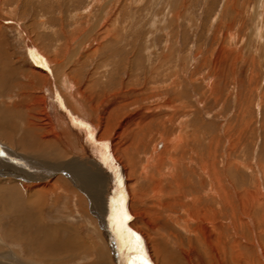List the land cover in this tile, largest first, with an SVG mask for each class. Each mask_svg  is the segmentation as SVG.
Here are the masks:
<instances>
[{
    "label": "bare ground",
    "instance_id": "1",
    "mask_svg": "<svg viewBox=\"0 0 264 264\" xmlns=\"http://www.w3.org/2000/svg\"><path fill=\"white\" fill-rule=\"evenodd\" d=\"M119 15L118 10L110 19L107 15L109 26L104 25L106 28H100L99 33L86 29V37L95 39L92 41L97 47L85 46L89 50L82 57L85 60H81L76 57L80 49L74 50L76 39L86 33L80 27L73 31L74 35L78 34L75 38H65L69 49L51 58L32 40L33 29L6 17L0 9V31L4 27L18 29L30 59L36 64L29 72L28 81L29 89L38 92L33 97L32 107L23 100L5 101L4 96L0 99V174L7 176L5 179L0 175V184L8 183L11 176L20 186L16 209H20L24 217L21 225L28 229L35 227L34 234H42L39 240L42 246L36 250V257H51L56 253L55 257L62 258L52 260V263L64 264L89 251L100 254L99 250L93 249L91 241L81 240L78 234L65 241L59 238L63 226L46 229L44 215L49 197L56 206L61 194L70 192L67 187L70 184L75 193L79 192L88 200L89 211L98 218L101 234L114 245L118 264L127 261L124 254L127 250L142 255L143 264H264V244L246 245L245 235V224L253 237L257 232L255 226L264 224L263 216H258L264 212V202L256 195H249V202L257 205L253 210L255 217L250 210L244 211V203L249 202H243V187L227 174L232 161L229 159L219 168L218 158L212 154L216 137L195 136L190 125L193 107L185 99V91H175L170 84L165 91L156 85L149 87V83L155 84L153 68L145 88L149 91L136 88L139 78L133 82L135 77H131L126 82L123 76L126 72L120 73L123 74L120 75V88L113 91L114 78L119 74L116 67L121 65L116 60L120 51L113 53V60H102L93 72L88 71L91 77L86 83L80 81L83 79L80 75L88 65L85 63L88 56L94 58L100 50L111 45L105 40L112 34L109 27ZM115 24L117 26V22ZM64 26L61 24L63 34ZM2 34L0 47L6 44ZM113 35L117 37V32ZM1 54L2 57L12 55L9 47ZM234 61L231 55L218 58L219 72L217 68L216 76L213 75L216 92V86L225 80V73L232 72L235 76ZM5 71L1 70L0 78ZM17 71L11 69L7 73L13 76ZM97 81H106L108 85L96 86ZM40 83L43 87L39 88ZM168 93L174 97L165 100L164 94L170 96ZM153 98L161 100L151 102ZM147 100L150 101L148 105L145 104ZM22 108L27 110L25 120L24 114L19 112ZM131 108L134 111L130 112ZM27 137L31 144L34 141L37 148L34 153L35 146L25 142ZM203 145L204 149L201 148ZM63 182H66L65 188ZM257 210L262 213H255ZM29 211H33V226L29 223ZM168 244H172V248ZM226 246H232L231 250ZM241 247H246V251ZM248 248L254 251L255 258H251ZM9 257L21 259L13 252ZM19 264H25V261L19 260ZM91 264L98 263L92 261ZM109 264H113L112 261Z\"/></svg>",
    "mask_w": 264,
    "mask_h": 264
},
{
    "label": "rangeland",
    "instance_id": "2",
    "mask_svg": "<svg viewBox=\"0 0 264 264\" xmlns=\"http://www.w3.org/2000/svg\"><path fill=\"white\" fill-rule=\"evenodd\" d=\"M118 1L3 0L0 9L6 17L13 18V21L22 23L30 30L33 29L32 40L42 49L43 54L46 53L51 58L55 54L64 53L63 51L68 48L65 38H75L78 35H74L78 27L83 29L81 30L83 32L87 29V32L99 33L100 28L102 30L106 28L105 26H109L106 24L107 20L118 10L120 15L116 21L117 26L116 22H112L109 28L113 32L105 40L111 45L100 50L94 58L88 56L85 61L88 63L87 68L85 67L80 75L83 79L79 80L86 83L97 63L105 59L113 60V53L120 51L121 54L116 59L121 62L120 68L116 67L119 69V74H116L115 83L111 89L119 90V82L122 80L120 75H123L120 73L126 72L127 75H123L126 82L131 77H135L133 82L139 78L136 88L139 87V90L142 88L147 92L149 91L145 90L148 85L147 79L149 80L150 71L153 68L156 74L155 84L149 83L148 86L156 85L165 91L164 89L170 84V88L176 89L175 91L180 92V89L185 91V99L189 100V105H192L194 110H192L193 118L190 125L196 132L195 136L199 135V138L206 136L208 139L216 137L212 154L214 158H218L219 168H222L223 163L229 159L232 161L227 168L229 170L227 174L229 179L243 187V202L246 200L249 202L250 196L255 195L264 202V0H122L120 3ZM60 4L63 6L61 9ZM62 11L63 16H61ZM61 24L66 27L65 34L61 33ZM17 30L4 27L2 32L0 31L7 45L5 48H1L5 45L0 47V74L1 70L2 72L6 70V73L2 75L5 79L0 78V99L5 97V101L7 99L23 100L26 105L32 107L33 97H36L38 92L35 93L29 89L28 81L30 80L29 72H32L36 64L30 59L21 34ZM115 31L117 37L113 35ZM87 32L74 42V50L80 49L77 53L79 56L76 57L81 60H85L82 57L89 50V44H91L90 49L97 47V44L92 41L95 39L88 40ZM8 47L13 58L8 54L1 56V53L7 52ZM224 55L233 57L236 73L235 76L231 71V73H225L226 81L216 86L217 93L214 88L216 84L214 76L219 70L218 58ZM221 60L224 58L222 57ZM111 67L109 64L108 68L111 69ZM11 69L18 71L13 76H9L7 72ZM21 72H24L26 76ZM103 83L108 85L106 81ZM103 83L97 81L95 84L100 86L104 85ZM38 86L43 87V84L40 83ZM220 89L223 91L220 92ZM168 94L170 96L164 94L165 100L174 97L173 94ZM217 97L218 100H216ZM154 100L158 102L161 99L153 98L151 102ZM149 102L147 100L145 104L148 105ZM19 110L24 117L27 115L25 108ZM129 110L131 112L133 108ZM25 119L26 117L23 120ZM25 142L31 147L35 146L34 141L31 144L28 137ZM201 148L204 149V145ZM36 150L35 146L32 153ZM2 177L7 179V176ZM8 178V183L0 184V186L3 185L2 189L0 188V258L2 259L0 264H19V260L25 261V264L27 262V264H53L52 260L55 261L62 256L55 257L56 253H54L51 257H36V250L42 246L39 242L42 234H34L35 227H30V225L33 226L31 220L33 211H29L31 229L23 228L21 225L24 217L21 216L20 209H16V196L19 195L20 186L15 182L14 177ZM63 184L65 188L66 182ZM67 187L71 189H69L70 192L61 194L56 206L53 198L49 197L44 215L46 229L63 226L59 238L65 241L72 235L78 234L81 240L91 241L94 244L91 243L93 249L99 250L100 254L89 251L84 254L85 256L80 255L79 259L74 258L70 260L71 262L64 264H91L92 261L98 264H102L103 261H106V264L111 261L113 264H118L114 255V245L101 234L100 223L98 218L89 211L88 200L86 197H81L79 192L75 193L70 184H67ZM4 204L7 208L3 207ZM252 205L250 202L246 205L245 202L244 211L248 213L250 210L253 213L257 205ZM256 212L262 213L258 210ZM253 216L255 217L254 213ZM258 216L264 218V212ZM263 225L262 223L259 227L255 226L257 232L253 237L249 226L245 224L246 245L264 244ZM27 229L28 231L25 232ZM182 233L185 235L183 231ZM254 238L256 241H253ZM168 245L172 248V244ZM230 247L232 246H226V249L231 250ZM160 248L163 252L166 251L163 247ZM241 248L246 251V247ZM127 251L124 253L127 260L125 264H143L142 255ZM248 251L251 258H255L254 251L250 248ZM10 252L21 259H11ZM27 253L30 254L27 255ZM3 258L6 259L3 260Z\"/></svg>",
    "mask_w": 264,
    "mask_h": 264
}]
</instances>
